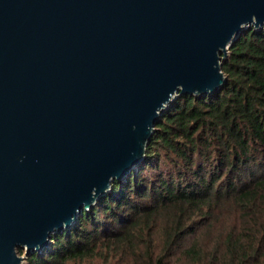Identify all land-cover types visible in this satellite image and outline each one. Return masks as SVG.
<instances>
[{
    "label": "water",
    "instance_id": "obj_1",
    "mask_svg": "<svg viewBox=\"0 0 264 264\" xmlns=\"http://www.w3.org/2000/svg\"><path fill=\"white\" fill-rule=\"evenodd\" d=\"M251 28L264 0H0V264L43 253L136 170Z\"/></svg>",
    "mask_w": 264,
    "mask_h": 264
},
{
    "label": "trees",
    "instance_id": "obj_2",
    "mask_svg": "<svg viewBox=\"0 0 264 264\" xmlns=\"http://www.w3.org/2000/svg\"><path fill=\"white\" fill-rule=\"evenodd\" d=\"M221 69L217 92L178 96L138 169L25 264H264V28Z\"/></svg>",
    "mask_w": 264,
    "mask_h": 264
},
{
    "label": "rangeland",
    "instance_id": "obj_3",
    "mask_svg": "<svg viewBox=\"0 0 264 264\" xmlns=\"http://www.w3.org/2000/svg\"><path fill=\"white\" fill-rule=\"evenodd\" d=\"M138 169V168H137ZM136 169V170H137ZM21 257H25V259H26V256H25V252H23V254L22 255H20ZM22 264H25V260H24V262L22 263Z\"/></svg>",
    "mask_w": 264,
    "mask_h": 264
}]
</instances>
